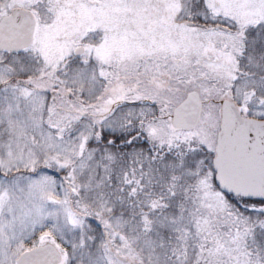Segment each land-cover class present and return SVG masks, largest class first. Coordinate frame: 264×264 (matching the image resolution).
Wrapping results in <instances>:
<instances>
[{"label": "snow or ice", "instance_id": "6c2138e0", "mask_svg": "<svg viewBox=\"0 0 264 264\" xmlns=\"http://www.w3.org/2000/svg\"><path fill=\"white\" fill-rule=\"evenodd\" d=\"M0 264H264V0H0Z\"/></svg>", "mask_w": 264, "mask_h": 264}]
</instances>
